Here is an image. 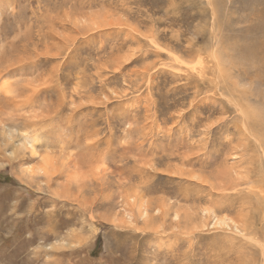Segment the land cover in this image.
<instances>
[{
    "label": "rangeland",
    "instance_id": "1",
    "mask_svg": "<svg viewBox=\"0 0 264 264\" xmlns=\"http://www.w3.org/2000/svg\"><path fill=\"white\" fill-rule=\"evenodd\" d=\"M2 131L0 264H264V0H0Z\"/></svg>",
    "mask_w": 264,
    "mask_h": 264
},
{
    "label": "bare ground",
    "instance_id": "2",
    "mask_svg": "<svg viewBox=\"0 0 264 264\" xmlns=\"http://www.w3.org/2000/svg\"><path fill=\"white\" fill-rule=\"evenodd\" d=\"M30 59V58H29ZM21 62V61H20ZM58 65V64H57ZM59 66V65H58ZM54 73H55V75L53 74V73H51V75L53 74L54 76H49V77H47V78H45V80H44V82H42V84L43 85H41L42 87L43 86H45V85H47V87L46 88H48L49 86L51 87V85H52V82H54V81H56V79H58L59 80V69H57V70H55L54 71ZM50 75V74H49ZM39 79V78H38ZM57 84V83H56ZM54 85V84H53ZM55 86V85H54ZM58 87V86H57ZM39 90H42V88L40 89V88H38L37 89V91H39ZM242 112H243V114L245 115V116H247L246 114L248 113V112H245V110L243 111L242 110ZM241 112V113H242ZM249 115H250V113H248ZM249 117V116H248ZM252 117H256V115H253ZM244 122V121H243ZM247 122H246V120H245V124H243V125H245L244 126V129L246 130V131H248V126H247V124H246ZM35 125H37V124H34L33 126H35ZM10 129V128H9ZM9 132L11 133V134H13V132L11 131V130H9ZM8 132V133H9ZM1 133V139H4V143H5V145H9L11 142H13V154H15L16 153V151L18 150V149H20V143H19V141L18 140H15V138H17V137H14V138H9V134L7 133V132H5V131H2V132H0ZM250 133V132H249ZM18 139H21V140H25V138L21 135V137L19 136V138ZM29 139H33L34 140V138H30L29 137ZM32 143L34 142V141H31ZM246 148H247V145H245V147L244 148H242V152H244L245 150H246ZM235 148H233V150H234ZM0 152H1V147H0ZM264 152V151H263ZM239 153H241V152H239L238 150H237V152H236V154H239ZM245 153V152H244ZM244 153H241V154H244ZM240 154V155H241ZM238 159V158H237ZM239 162H241V161H239ZM239 162H237L238 164H239ZM249 163V162H248ZM240 165V164H239ZM249 166L248 167H250V169L251 168H253L254 167V162L253 161H250V163L248 164ZM231 169H234V166H233V168H231ZM227 171H231L230 169L229 170H227ZM225 173H227V172H225ZM182 186V185H181ZM232 187V186H231ZM220 188H222V187H220ZM221 191H223V190H221ZM224 192V191H223ZM229 192V191H228ZM251 193H252V191H251ZM261 194V193H260ZM262 194H263V192H262ZM224 195V194H223ZM250 195V194H249ZM264 195V194H263ZM261 196V195H260ZM248 198V197H247ZM264 201V200H263ZM222 203V202H221ZM229 203H230V201H229ZM234 203V202H233ZM217 204V203H216ZM242 204V203H241ZM226 205V204H225ZM220 206V205H219ZM221 207V206H220ZM220 207H219V209H220ZM221 210V209H220ZM263 214V213H262ZM264 215V214H263ZM243 226V225H242ZM241 228V227H240ZM243 228V227H242ZM251 230V229H250ZM241 231H243V229H241ZM249 232V231H248ZM248 234H254V236L251 238V240H255L256 242H257V238H259L260 236H259V234H257V231L256 232H254V231H250ZM259 236V237H258ZM260 241V240H259ZM209 243V242H208ZM260 244V243H259ZM261 245H262V242H261ZM263 246V245H262ZM49 248H51V246H48ZM217 248H218V246H217ZM260 248H261V246H260ZM262 249H263V252H264V247H262ZM241 252V251H240ZM244 254V253H243ZM251 257V256H250ZM242 259V258H241ZM245 259V258H244ZM11 260V259H10ZM252 260V259H251ZM251 260H250V262H251ZM249 261V260H248ZM252 263V262H251ZM255 263H256V261H255ZM258 263V262H257Z\"/></svg>",
    "mask_w": 264,
    "mask_h": 264
}]
</instances>
